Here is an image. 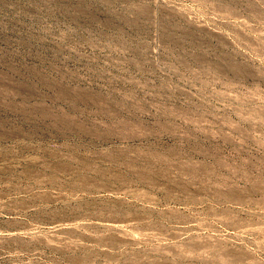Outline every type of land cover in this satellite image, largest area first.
<instances>
[{"label": "rangeland", "instance_id": "1", "mask_svg": "<svg viewBox=\"0 0 264 264\" xmlns=\"http://www.w3.org/2000/svg\"><path fill=\"white\" fill-rule=\"evenodd\" d=\"M0 264H264V0H0Z\"/></svg>", "mask_w": 264, "mask_h": 264}]
</instances>
